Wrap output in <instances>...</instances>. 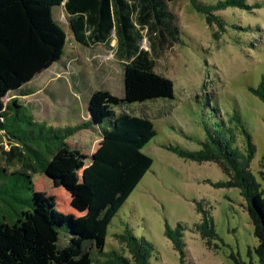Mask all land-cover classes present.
<instances>
[{
	"label": "rangeland",
	"instance_id": "obj_1",
	"mask_svg": "<svg viewBox=\"0 0 264 264\" xmlns=\"http://www.w3.org/2000/svg\"><path fill=\"white\" fill-rule=\"evenodd\" d=\"M199 1L212 5L224 0ZM236 1L239 5L214 11L223 25L215 20L209 23L191 0L168 2L174 30L166 38L173 44L152 51L157 71L174 83V97L116 109L149 116L156 135L143 149L153 164L113 218L105 251L130 257L119 239L129 228L153 243L151 264H259L255 223L241 189L218 185L230 178L217 162L198 161L167 148L200 151L208 132L229 127L235 144L244 151V126L256 145L250 169L260 180L264 102L251 88H258L264 76V0ZM64 2L25 0L35 13L50 11L65 29L67 44L60 61L25 83L31 93L20 97V106L13 104L5 116L7 136L19 147L11 152V143L0 133V226L14 223L38 194L51 197L65 213L85 214L81 200L40 171L58 143L50 130L79 122L84 117L83 100L96 90L125 94V67L117 53L115 29L109 43L93 42L84 19L68 15ZM154 8L161 10L156 4ZM141 46L151 49L149 38L144 37ZM236 112L240 124L234 120ZM68 141L82 147L86 155L98 148L97 142L83 136ZM90 159L79 175L81 181L94 184L98 176L90 169ZM204 221L212 226L205 235L198 227ZM168 227L181 239L182 251L166 235ZM66 241L61 230L60 244ZM93 256L100 264L107 261L96 251Z\"/></svg>",
	"mask_w": 264,
	"mask_h": 264
},
{
	"label": "trees",
	"instance_id": "obj_2",
	"mask_svg": "<svg viewBox=\"0 0 264 264\" xmlns=\"http://www.w3.org/2000/svg\"><path fill=\"white\" fill-rule=\"evenodd\" d=\"M171 1L175 0H65L66 12L84 19L93 42L109 43L115 29L119 39L117 53L125 67V94L119 97L108 90H96L89 100L90 121L50 130L58 143L40 171L57 187L65 188L81 200L86 213L80 216L65 213L51 197L38 194L14 223L1 224L0 264H100L93 256L95 251L98 256L107 257L105 264H151L155 252L153 243L135 236L129 228L119 239L130 257L117 251L107 252L105 248L113 218L153 164L152 157L143 149L156 135L149 116L128 111L117 114L116 108L174 97V83L157 71L153 53L173 44L166 38V33L173 36L174 30L168 10ZM191 1L198 11L207 15L209 23L215 20L220 25L223 21L214 11L238 4L236 0L212 5ZM154 3L161 10L155 9ZM144 30L147 35H143ZM144 37L149 38L151 49L141 46ZM66 44L67 33L49 10L35 13L29 10L25 0L0 1V133L11 143V152L19 146L15 145L18 142L14 138L7 136L5 116L12 111L13 104L20 106V97L31 93L24 87L25 83L62 59ZM251 92L264 102V76L260 86L251 88ZM234 120L242 123L237 112ZM93 122L100 124L102 139L91 156L90 169L100 181L89 184L81 181L79 175L88 155L68 139L90 128ZM229 129L222 127L215 134L208 132L209 137L200 151L167 148L198 161L217 162L230 178L218 185L241 189L255 223L259 264H264V157L258 180L250 169L256 154L252 135L242 127L246 141L243 151L235 144ZM198 227L203 235L208 227L212 228L206 221ZM61 230L67 238L63 244H60ZM166 235L182 251L181 239L174 236L170 227Z\"/></svg>",
	"mask_w": 264,
	"mask_h": 264
},
{
	"label": "crops",
	"instance_id": "obj_3",
	"mask_svg": "<svg viewBox=\"0 0 264 264\" xmlns=\"http://www.w3.org/2000/svg\"><path fill=\"white\" fill-rule=\"evenodd\" d=\"M53 66V65H52ZM51 66V67H52ZM50 67V68H51ZM49 69V68H48ZM92 94V93H91ZM90 95L87 96V98H85V101L83 100V105H82V111H84V117L77 123L75 124H71V125H65V126H59V128H63V127H66V126H74V125H78V124H81V123H84V122H87V121H90V119H92V115H91V112L89 110V100H90ZM117 109V108H116ZM117 114H120L119 112L116 111ZM100 124L96 123V122H93L91 127L88 128V129H82L80 131H78L75 135H73L72 137L74 136H78L79 138H88V139H91L93 140L94 142H97L98 143V147H99V144H100V141L102 139V135H101V128H100ZM82 134V135H81ZM86 136V137H84ZM70 137V138H72ZM69 142V141H68ZM71 143V142H69ZM73 144V143H71ZM73 146L75 147H78L82 152H84V150L82 149V147L76 145V144H73ZM93 154V153H92ZM91 155H88V157H91ZM88 159V158H87ZM92 159V158H91ZM90 159V164L92 163V160ZM97 181L99 182L100 179H97ZM85 211H86V208H84ZM86 213V212H85Z\"/></svg>",
	"mask_w": 264,
	"mask_h": 264
},
{
	"label": "water",
	"instance_id": "obj_4",
	"mask_svg": "<svg viewBox=\"0 0 264 264\" xmlns=\"http://www.w3.org/2000/svg\"><path fill=\"white\" fill-rule=\"evenodd\" d=\"M92 115V114H91ZM91 160H93V159H91Z\"/></svg>",
	"mask_w": 264,
	"mask_h": 264
}]
</instances>
